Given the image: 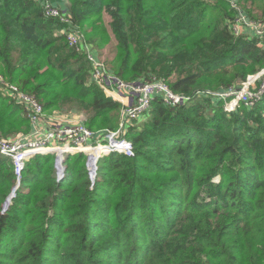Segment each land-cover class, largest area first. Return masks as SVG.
<instances>
[{
  "label": "trees",
  "instance_id": "16d2710c",
  "mask_svg": "<svg viewBox=\"0 0 264 264\" xmlns=\"http://www.w3.org/2000/svg\"><path fill=\"white\" fill-rule=\"evenodd\" d=\"M237 1L264 11V0ZM66 10L100 57L114 35L118 76L165 77L191 100L156 98L126 131L135 155L102 157L94 184L85 153L66 156L61 180L53 154L35 155L7 210L18 177L0 155V264H264V96L232 112L196 96L261 71L264 37L236 36L227 0H69ZM59 26L39 0H0V75L44 110L67 107L90 127L117 129L122 103L92 82ZM3 95L0 138L29 132L23 106Z\"/></svg>",
  "mask_w": 264,
  "mask_h": 264
},
{
  "label": "built area",
  "instance_id": "2783aa9c",
  "mask_svg": "<svg viewBox=\"0 0 264 264\" xmlns=\"http://www.w3.org/2000/svg\"><path fill=\"white\" fill-rule=\"evenodd\" d=\"M46 17L55 18L60 26L57 34L63 36L70 48L83 54L90 67V79L108 94H122L130 98V102L121 99L124 112L119 127L115 130L89 128L83 120H72L68 116L53 114L46 117L43 104L34 96L22 91L18 85L9 82L0 75V88L3 94L11 96L25 109V115L30 122V136L14 139H0V155L12 160L18 182L21 183L22 172L26 162L38 154L51 153L55 160L62 156V163L67 155L85 153L89 156L92 149L100 148L99 160L110 153H120L128 157L135 155L134 144L125 137L126 131L133 122L139 121L151 109L153 101L161 98L167 106H177L188 103L190 96L174 92L163 77L153 76L149 80L127 81L114 73L100 57L98 51L88 43L85 33L74 22L70 13L52 3V0H39ZM238 14L231 21V29L236 36L245 35L247 30L259 39L264 37V22L249 18L240 8L237 0H227ZM248 36V35H247ZM196 96L209 97L224 102L228 112L235 111L240 104L254 106L264 96V68L256 74L249 75L240 86H231L221 90L199 91ZM132 99V101H131ZM56 167V162H55ZM66 171V167H65ZM65 173H57L61 180Z\"/></svg>",
  "mask_w": 264,
  "mask_h": 264
},
{
  "label": "rangeland",
  "instance_id": "374dc122",
  "mask_svg": "<svg viewBox=\"0 0 264 264\" xmlns=\"http://www.w3.org/2000/svg\"><path fill=\"white\" fill-rule=\"evenodd\" d=\"M239 6H240V8H241V10L246 14V15H248L249 16V14L247 13V11L245 10V9H247V8H251L252 10H253V13H255V14H257L258 15V17H256L254 20H257V21H260V22H264V11H263V9H262V7H260L258 4H256V6L254 5V4H251L250 2H248V4H244L243 3V5H241V4H239ZM244 8V9H243ZM251 18V17H250ZM105 20H106V23L108 24L110 21H111V18H110V16L109 15H107V14H105ZM57 30V29H56ZM84 30V29H83ZM247 30V32H246V34L245 35H252V31L250 30V29H246ZM55 33H57V31H55ZM88 38V37H87ZM116 43H117V41H116V39H115V37H114V35L113 34H111V39H110V42H109V44L105 47V48H102V50L100 51L101 52V58L103 59V61H105V63L109 66V68H111V63H112V59H113V57H114V54H115V45H116ZM101 49V48H100ZM99 51V50H98ZM249 75H251V74H249ZM248 75V76H249ZM248 76H247V79H248ZM176 77V75L175 74H172L171 75V77H170V80L171 79H174ZM165 78V77H164ZM246 79V80H247ZM246 80H238V81H236L235 83H233L232 85H230V87L231 86H240L241 85V83L242 82H244V81H246ZM167 82L168 83H170L169 82V80L167 79ZM16 85H18L17 83H15ZM19 87H20V85H18ZM21 88V87H20ZM0 92H1V94L3 95V92H4V90L3 89H1L0 88ZM107 95H108V93L107 92H105ZM109 96V95H108ZM3 97H5V98H12L11 96H9L7 93L6 94H4L3 95ZM12 100H13V98H12ZM116 101H118V100H116ZM118 102H120V101H118ZM121 103V102H120ZM23 110H24V107H23ZM123 112H124V108H123V105H122V108H121V111H120V121H119V123L121 122V120H122V115H123ZM45 113H46V117H50L51 115H53V114H58V115H65V116H68L70 119H72V120H83V118L85 117V115L86 114H84V113H81V112H77L76 110H72L71 111V109H69V108H64L63 110L62 109H54V110H51V109H49V110H45ZM24 114H25V110H24ZM76 117V118H75ZM149 118V117H148ZM145 120V118H139V121L138 122H136V121H134L133 122V124H132V126H130V128H132V127H135V126H139L140 124L142 125ZM84 121V120H83ZM146 121H148V119L146 120ZM88 126V125H87ZM117 126V125H116ZM88 127H90V126H88ZM91 129H93V130H98V128H96V127H90ZM106 128V127H105ZM129 128V129H130ZM104 129V128H103ZM109 129V128H108ZM30 132H31V129L29 130V132H27V133H22V131L21 132H19V131H16V132H13L12 134H10V135H8V136H4V137H1L0 139H14V138H16V137H26V136H30ZM87 162H88V160H87ZM14 166V165H13ZM87 168H88V166H87ZM219 179H220V176H217V177H215L214 178V180L215 181H219ZM20 185H21V183H19L18 181L16 182V185L14 186V190H13V194H14V198H15V196H16V193H17V190L20 188ZM11 193H12V191H11ZM10 193V194H11ZM13 198V199H14ZM12 199V200H13ZM12 200H11V203H12ZM7 210V209H6Z\"/></svg>",
  "mask_w": 264,
  "mask_h": 264
},
{
  "label": "water",
  "instance_id": "95a60500",
  "mask_svg": "<svg viewBox=\"0 0 264 264\" xmlns=\"http://www.w3.org/2000/svg\"><path fill=\"white\" fill-rule=\"evenodd\" d=\"M97 160H98V156H89L88 157V162H87V166H88V170H89V174H90V178L93 182V184L95 183V178L97 175L96 172V168H97ZM56 170L57 173H61L64 172L65 173V166L62 163V156L59 155L56 159ZM14 190V189H13ZM14 198V194L13 191L12 193L8 196V198L6 199L5 203H4V210L8 209L9 205L11 204V200Z\"/></svg>",
  "mask_w": 264,
  "mask_h": 264
},
{
  "label": "crops",
  "instance_id": "0c3cea01",
  "mask_svg": "<svg viewBox=\"0 0 264 264\" xmlns=\"http://www.w3.org/2000/svg\"><path fill=\"white\" fill-rule=\"evenodd\" d=\"M69 0H52V3L56 6L61 7L62 9L66 10L68 6ZM253 34V33H252ZM109 96L113 97L115 100L120 101L121 99H124L126 102H130V98L124 97L122 94H115L114 96L112 94H108ZM132 101V99H131ZM76 118V117H75Z\"/></svg>",
  "mask_w": 264,
  "mask_h": 264
}]
</instances>
